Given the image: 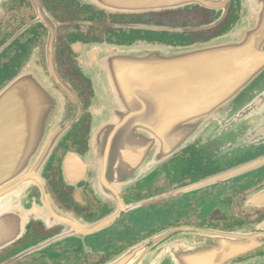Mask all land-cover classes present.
<instances>
[{
  "label": "water",
  "instance_id": "water-1",
  "mask_svg": "<svg viewBox=\"0 0 264 264\" xmlns=\"http://www.w3.org/2000/svg\"><path fill=\"white\" fill-rule=\"evenodd\" d=\"M10 1L0 0V23ZM81 1L132 10L175 9L204 0ZM239 2L233 26L203 42L136 38L128 45L101 41L77 48V70L93 91L84 155L93 174L102 164L132 182L182 150L197 148L218 164L264 149V0ZM62 98L34 64L1 79L7 242L34 218H49L47 201H37L32 187L42 182L62 135L56 120ZM262 164L264 155H258L231 173ZM263 245L264 220L232 230L182 226L142 238L102 264H264V252L251 254Z\"/></svg>",
  "mask_w": 264,
  "mask_h": 264
},
{
  "label": "flooded vegetation",
  "instance_id": "flooded-vegetation-1",
  "mask_svg": "<svg viewBox=\"0 0 264 264\" xmlns=\"http://www.w3.org/2000/svg\"><path fill=\"white\" fill-rule=\"evenodd\" d=\"M239 9V0L132 10L81 0L10 1L0 23V82L31 64L41 68L63 96L56 113L62 135L42 182L32 187L37 201H47L49 218H34L10 242L6 182L0 181V264H102L159 231L182 226L232 230L264 220V164L231 173L247 159L263 156L264 149L218 164L197 148L182 150L132 182L102 164L93 174L84 157L93 91L77 70L79 46L101 41L128 45L136 38L203 42L226 33ZM258 192L255 200H247ZM258 252H264V245L251 254Z\"/></svg>",
  "mask_w": 264,
  "mask_h": 264
},
{
  "label": "rangeland",
  "instance_id": "rangeland-1",
  "mask_svg": "<svg viewBox=\"0 0 264 264\" xmlns=\"http://www.w3.org/2000/svg\"><path fill=\"white\" fill-rule=\"evenodd\" d=\"M220 141H223V138L220 140ZM220 145H222L223 143L222 142H220L219 143ZM204 146V145H203ZM200 154L202 155V156H204V154L200 151ZM208 154L210 155V152L208 151ZM205 158H207L208 160H211V158L210 157H208V156H204ZM212 161V160H211ZM218 163V162H217Z\"/></svg>",
  "mask_w": 264,
  "mask_h": 264
}]
</instances>
